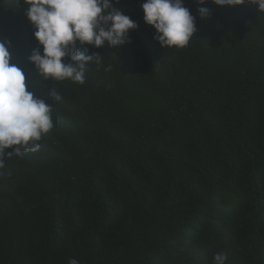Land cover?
Listing matches in <instances>:
<instances>
[{
	"label": "trees",
	"instance_id": "1",
	"mask_svg": "<svg viewBox=\"0 0 264 264\" xmlns=\"http://www.w3.org/2000/svg\"><path fill=\"white\" fill-rule=\"evenodd\" d=\"M142 2L115 3L130 42L80 48L102 57L83 84H28L54 126L0 168V264H264V12L209 0L201 18L184 0L197 31L162 48ZM26 6L0 0V41L25 70L42 48Z\"/></svg>",
	"mask_w": 264,
	"mask_h": 264
},
{
	"label": "clouds",
	"instance_id": "2",
	"mask_svg": "<svg viewBox=\"0 0 264 264\" xmlns=\"http://www.w3.org/2000/svg\"><path fill=\"white\" fill-rule=\"evenodd\" d=\"M118 0H24L25 15L32 24L33 36L42 48H33L28 61L32 69L11 63L10 42L0 41V168L8 158L40 149L39 141L53 128L52 105L28 90V84L45 87L43 81L85 82L89 62L99 65L98 52L88 53L84 45L103 48L130 42L128 33L138 27L116 6ZM209 0H195L201 18L209 9L201 7ZM217 6H236L245 2L264 12V0H210ZM143 20L155 30L153 39L162 48L186 47L197 31L195 17L184 0H143ZM66 58V59H65ZM26 71L36 79L26 83ZM47 96L62 99L53 87ZM11 148V151H5ZM213 264H225L226 254L213 255ZM68 264H80L70 257Z\"/></svg>",
	"mask_w": 264,
	"mask_h": 264
}]
</instances>
